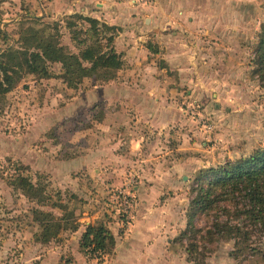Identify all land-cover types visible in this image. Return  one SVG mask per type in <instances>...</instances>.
<instances>
[{
    "label": "rangeland",
    "instance_id": "1",
    "mask_svg": "<svg viewBox=\"0 0 264 264\" xmlns=\"http://www.w3.org/2000/svg\"><path fill=\"white\" fill-rule=\"evenodd\" d=\"M23 1L27 2H20ZM208 1L210 3L201 11L203 25L197 28L202 33L199 36L193 33L195 38L188 35V39L179 40L189 51L188 61L194 62L193 69L185 76L188 79L179 87L178 99L174 98L185 115V121H180L176 130L183 133L178 136L186 141L188 149L185 150L191 156L183 197L177 200L185 213L189 210L191 189L201 169L219 166L264 147V87L252 71V55L264 19V0ZM30 4H33L28 12L31 15L27 16L29 7L25 3L21 6L14 0H0V28L8 34L7 40L0 41V50L7 44L21 47V32L32 39L31 28L43 38L55 37L67 52L80 53L92 44L91 36L80 32L88 24L72 19L74 14L63 12L57 16L51 13L48 18L40 17L41 20L36 21L33 18L40 12L38 0ZM205 19L208 21L204 23ZM69 22L75 25L69 28ZM29 42L32 46L37 44L34 40ZM151 42L160 47L155 38ZM171 46L166 39L163 47ZM50 66L56 77L38 78L25 74L6 94L4 102H0V264H112L111 256L104 257L103 262L89 260L81 252L80 243L77 247L71 239L75 233L71 231L40 246L34 237L38 228L29 213L36 204L12 190L4 179L21 165L25 168L20 171L34 181L39 179V174L44 175L48 190L52 193L62 190L68 205L76 208L79 217L97 207L101 215L95 222L104 221L115 227L113 231L117 236L125 233L135 218L138 197L134 186L138 178L134 173H126L122 183L112 186L106 185L104 179L98 180L96 187L89 184L99 173L107 172L106 169L111 171L112 166L105 158L121 152L122 143L115 145L116 137H125L124 132L119 136V122L112 117L105 119V114H136L143 109L139 108L141 104L130 103L118 94L111 97L110 92L115 88L106 89L104 94L102 86H109L114 78L108 82L96 77L85 78L79 88L74 89L59 77L60 64ZM105 121L115 124L114 131L104 129L107 127ZM112 148L117 151H111ZM97 155H100L98 160H93ZM67 180L76 184L75 190ZM119 191L135 196L131 207L125 208ZM71 194L76 198L69 199ZM197 224L203 226L204 219L197 218ZM251 241L261 252L245 253L236 259L232 256L233 264H264V239L254 232ZM56 246L60 253L54 252L57 249L52 247ZM185 247L182 242L176 243L180 252ZM212 247L208 258L213 259L219 255L227 257L234 246L231 240H221ZM48 251L51 253L46 255ZM77 252L83 258L76 255ZM216 262L211 261V264Z\"/></svg>",
    "mask_w": 264,
    "mask_h": 264
},
{
    "label": "crops",
    "instance_id": "2",
    "mask_svg": "<svg viewBox=\"0 0 264 264\" xmlns=\"http://www.w3.org/2000/svg\"><path fill=\"white\" fill-rule=\"evenodd\" d=\"M14 1L21 6L25 3L29 7L25 15H31L28 12L34 0ZM208 3V0H38L40 12L34 14L35 17L48 18L51 13L58 16L63 12L82 14L117 27L115 48L122 54L124 63L109 86H102L104 94L106 89L115 88L110 92L111 97L116 94L124 96L130 103L141 104L139 108H143L136 114H105V119L112 117L119 122V136L124 132L125 137H116L115 145L122 143L121 152L105 158L112 166L111 171L106 169L107 172L99 173L89 184L96 187L100 179L106 180L109 186L120 184L126 173H134L138 178V184L134 186L138 207L131 226L121 236L115 234V227L109 226L116 238L110 257L112 264L188 263L186 248L181 252L176 248L178 237L188 226L187 212L177 200L183 197L185 173L190 168L191 156L185 150L188 149L186 141L178 136L183 133L176 130L179 122L185 121V115L175 100L194 62L188 61L189 51L179 40L188 39V35L195 38L193 33L198 36L202 33L197 28L203 25L201 11ZM207 21L203 20L204 23ZM152 38L160 47L152 44ZM166 39L171 47H163ZM150 44L158 50L157 53L149 49ZM105 124L104 129L114 131L115 124L106 121ZM99 156L93 160L97 161ZM67 181L74 189L76 184ZM100 215L94 207L80 217L82 225L71 236L77 247L85 226L95 223ZM57 250L54 252L60 253ZM76 255L83 258L79 252ZM216 260L217 264L234 263L232 253H227V257H209L206 263Z\"/></svg>",
    "mask_w": 264,
    "mask_h": 264
},
{
    "label": "trees",
    "instance_id": "3",
    "mask_svg": "<svg viewBox=\"0 0 264 264\" xmlns=\"http://www.w3.org/2000/svg\"><path fill=\"white\" fill-rule=\"evenodd\" d=\"M33 19L41 20L40 17ZM72 19L87 23L88 27L80 32L93 39L92 44L80 53L67 52L55 37L43 38L34 28L30 30L32 39L26 32H21V47L7 44L0 50V102H4L6 94L20 83L25 74H34L38 78L56 77L51 64L62 66L59 77L74 89L79 88L85 78L96 77L103 82L114 78L113 73L124 63L122 54L115 48L117 27L82 14H74ZM72 24L75 25L69 22V28ZM76 33L73 32L74 35ZM257 38L252 71L254 76L257 75L260 86L264 87V19ZM7 39V32L0 28V41ZM30 40L37 44L32 46ZM149 49L154 53L158 51L152 44ZM24 168L23 165L17 166L15 173L4 179L12 190L36 204L29 210L38 228L35 240L48 244L58 240L63 232L78 231L82 225L80 217L76 208L68 205L62 190L50 192L44 175L39 174V179L34 181L20 171ZM74 198L75 194L69 197ZM199 217L205 221L203 226L197 224ZM187 218L188 226L178 240L186 245L189 264H206L213 252L212 246L221 240L233 241L232 256L235 259L245 253H260L261 249L255 247L251 239L254 232L264 239V147L219 166L201 169L191 189ZM236 220L241 222L234 223ZM115 246V235L106 222L85 226L80 249L89 260L103 262L104 257L112 255Z\"/></svg>",
    "mask_w": 264,
    "mask_h": 264
},
{
    "label": "built area",
    "instance_id": "4",
    "mask_svg": "<svg viewBox=\"0 0 264 264\" xmlns=\"http://www.w3.org/2000/svg\"><path fill=\"white\" fill-rule=\"evenodd\" d=\"M119 198H121L122 204H124L125 208L131 207L134 203L135 196L132 194H125V192L119 191Z\"/></svg>",
    "mask_w": 264,
    "mask_h": 264
}]
</instances>
